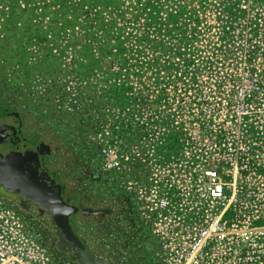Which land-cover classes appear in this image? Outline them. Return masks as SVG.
Returning <instances> with one entry per match:
<instances>
[{"label":"built area","instance_id":"built-area-1","mask_svg":"<svg viewBox=\"0 0 264 264\" xmlns=\"http://www.w3.org/2000/svg\"><path fill=\"white\" fill-rule=\"evenodd\" d=\"M246 20L264 32V13ZM34 48L33 63L43 57ZM51 49L60 56L57 47ZM71 73L54 109L75 120L74 145L94 155L91 179L105 177L127 203L107 229L98 220L74 221L78 239L96 259L107 264H264V107L241 118L242 130L252 131L248 137L226 138L208 111H97L84 99L95 93ZM26 90L29 98L45 99V79ZM0 264L71 262L52 252L38 227L0 200Z\"/></svg>","mask_w":264,"mask_h":264},{"label":"rangeland","instance_id":"rangeland-1","mask_svg":"<svg viewBox=\"0 0 264 264\" xmlns=\"http://www.w3.org/2000/svg\"><path fill=\"white\" fill-rule=\"evenodd\" d=\"M177 3L185 4L190 12L184 19H187L192 30L195 28V31L191 32V40L183 44L180 38H176V26H170L165 20V9H169L171 4L169 7L163 6L159 23L150 35L155 42H161L159 49L152 50L150 46L141 44L139 63H142L140 65L144 68V74H141L143 77L134 76L137 79L130 82L133 91L136 93L143 90L144 105L156 104L155 109L162 113L173 109L208 111L214 118L213 124L224 129L226 138L234 136L240 139L242 133L248 137L252 131L242 130L241 118L245 111L264 107V32L261 30L262 34H259L261 28L254 27L246 17L264 13V0L173 2L174 5H178ZM47 5L45 0H0V77L4 82L12 83L25 97L26 89L33 81L45 79V99L27 98L41 112H45V122L50 121L52 126L58 127L60 117L70 126L75 120L57 113L53 102L55 97H59L66 77L69 76L64 74L65 71L74 74L80 59L90 71L89 64L93 61L91 58L97 56V52L88 49L81 42H78L80 45L71 43V39L65 34H58V23L74 25L70 29L72 34L74 27H78L76 20L73 17L65 20L59 14H45ZM127 18L133 22L130 14ZM85 22L88 26H93L91 20ZM134 23L139 26V29L133 28L134 39L140 36L142 39V31L148 30L144 26L143 18ZM137 25L134 24L133 27ZM51 30L55 34L51 35ZM169 30L172 31V36L167 34ZM138 46L134 45L133 48ZM34 47L40 49L43 57L33 63L30 61V49L36 50ZM42 47H45V51ZM53 47L60 51L59 57L52 55ZM133 54L136 55V52ZM186 55L193 57V62L188 65L184 63ZM67 57L75 62L71 65L62 63L61 60ZM134 59L136 60L135 57ZM151 61H154L155 65L148 68ZM158 73H161L160 79L169 78L170 81L158 85L151 84L150 79ZM83 81L87 83L90 92L99 88L95 78L90 77ZM158 87L165 89V93L157 95L155 89ZM84 91L87 92L86 89ZM153 93L155 98H151ZM262 114L264 115V112ZM75 123L73 128L68 129V136H71L68 139L70 145H74L76 135L79 134ZM51 145L60 149L58 168L65 170L70 159L65 145L57 140ZM74 182L75 180L70 181L69 187ZM77 216L80 214L77 213L71 218Z\"/></svg>","mask_w":264,"mask_h":264},{"label":"trees","instance_id":"trees-1","mask_svg":"<svg viewBox=\"0 0 264 264\" xmlns=\"http://www.w3.org/2000/svg\"><path fill=\"white\" fill-rule=\"evenodd\" d=\"M174 1L176 0H126V2L124 0H45V4H48L45 6V14L50 13L55 16L59 14L65 20L68 17H73L76 20L78 27H74L72 34H70V29L74 25L65 24V22L63 25L58 23V34H65L71 39V43L78 45V42H81L88 49L97 52V56L91 58L93 61L92 64H89L90 71L82 64V59L77 62L78 65L74 71L75 77L80 81L92 77L95 78L99 86L92 91L95 93L94 96L86 95L84 97L86 101L90 102L91 107L97 111L105 107L136 110H144L146 107V109L155 110L156 104L153 105L154 107L152 104L144 105V91L139 90L135 93L130 82L137 79L134 76L143 77L141 74H144V68L140 65L142 63H139L141 44L150 46L152 50L159 49L161 42H155L150 35L155 31V25L157 26L159 23V15L163 6L169 7L171 4L169 9H165V20L170 26H176V38H180L184 42L183 44L191 40V32L195 31V28L192 30L187 19H184L190 12L187 11L185 4L174 5ZM129 14L132 16L133 22L128 21ZM142 18L144 26L148 30L142 31V39L141 36L134 39L133 28L139 29L134 21H139ZM88 20L93 22V26L87 25L85 21ZM118 20L119 22H117ZM134 24L137 27H133ZM50 32L51 35L55 34L53 30ZM167 34L173 35L171 30ZM134 45L139 46L133 48ZM133 52H136V55ZM84 62L87 63V61ZM191 62H193V57L184 56L185 65ZM154 65L155 62L151 61L147 67L152 68ZM64 74L68 75L69 72L65 71ZM160 77H162L161 73L154 74L150 79L151 84L158 85L170 81L169 78L160 79ZM155 90L156 93L158 92L157 95L164 94L166 91L159 87ZM81 93L83 92L81 91ZM154 93L151 98H155ZM58 120L60 123L58 127L52 126L50 121L45 123L49 133H54L63 140L66 153L70 158L68 167L63 170L70 181L75 180L74 184L66 189L68 197L74 203H78L80 207L104 210L103 216L97 217L96 220L101 221L104 228L107 229L108 221L115 216H120L122 210H126L125 197L114 191L112 186L107 184L105 177H101L97 181L91 179L94 166H90L89 161L94 155L83 151L84 147L81 144L70 145L68 139L71 136H68V129H70L69 127L73 128L74 125L72 123L69 126L60 117ZM84 162L88 164L84 165ZM120 225L122 228L123 221H120Z\"/></svg>","mask_w":264,"mask_h":264},{"label":"flooded vegetation","instance_id":"flooded-vegetation-1","mask_svg":"<svg viewBox=\"0 0 264 264\" xmlns=\"http://www.w3.org/2000/svg\"><path fill=\"white\" fill-rule=\"evenodd\" d=\"M48 131L45 112L21 95L12 83L4 82L0 77V160L14 153L23 155L22 163L17 166L16 174L11 179L4 173L0 162V200L13 208L25 222L36 225L43 242L46 239L49 247L56 233L50 216L34 203L24 202L20 193L26 192L25 188L34 181L40 189L45 183L49 185L50 181H54L61 187V196L67 204L80 206L68 197L66 189L69 188L70 179L58 168L60 149L51 145L55 140L63 144V140ZM5 184L10 192L5 189ZM78 213L80 216L69 219L76 236L74 221L85 219L81 212Z\"/></svg>","mask_w":264,"mask_h":264},{"label":"water","instance_id":"water-1","mask_svg":"<svg viewBox=\"0 0 264 264\" xmlns=\"http://www.w3.org/2000/svg\"><path fill=\"white\" fill-rule=\"evenodd\" d=\"M22 157L23 155L14 153L1 158V167L9 179L16 174L17 166L22 163ZM35 182L30 183L25 188L26 192H21L20 196L24 202L34 203L42 212L50 216L56 229L54 239L50 242V250L71 264H107L105 259H96L87 246L78 239L69 221L78 212L87 217H102L104 210L69 205L61 196V187L54 181H50L49 185L45 183L42 189ZM5 189L9 191L7 184Z\"/></svg>","mask_w":264,"mask_h":264},{"label":"crops","instance_id":"crops-1","mask_svg":"<svg viewBox=\"0 0 264 264\" xmlns=\"http://www.w3.org/2000/svg\"><path fill=\"white\" fill-rule=\"evenodd\" d=\"M85 217V219L87 218V216H84ZM89 219H88V221H90V220H96V218L97 217H88Z\"/></svg>","mask_w":264,"mask_h":264}]
</instances>
